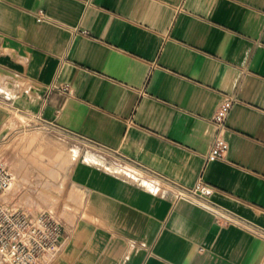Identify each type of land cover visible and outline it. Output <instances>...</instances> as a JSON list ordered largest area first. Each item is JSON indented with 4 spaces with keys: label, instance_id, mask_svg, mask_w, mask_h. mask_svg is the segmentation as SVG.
I'll return each instance as SVG.
<instances>
[{
    "label": "crops",
    "instance_id": "0c3cea01",
    "mask_svg": "<svg viewBox=\"0 0 264 264\" xmlns=\"http://www.w3.org/2000/svg\"><path fill=\"white\" fill-rule=\"evenodd\" d=\"M225 96L228 150L206 162ZM14 115L23 148L76 154L57 190L31 174L0 198L54 206L51 264H264V0H0V142ZM199 180L259 232L177 198Z\"/></svg>",
    "mask_w": 264,
    "mask_h": 264
},
{
    "label": "built area",
    "instance_id": "2783aa9c",
    "mask_svg": "<svg viewBox=\"0 0 264 264\" xmlns=\"http://www.w3.org/2000/svg\"><path fill=\"white\" fill-rule=\"evenodd\" d=\"M43 20V12L40 11L37 21ZM59 89L69 92L67 86ZM233 104L234 99L225 96L213 112L210 123L215 134L205 155L206 162L223 159L227 153L225 136ZM14 180L10 167L0 158V198L11 189ZM211 190L210 185L199 180L192 187L178 188L177 198L206 210L220 227L236 225L259 232L250 223L215 204L210 198ZM64 233V225L54 212L24 208L17 203V196L11 201L0 199V264H51L62 251Z\"/></svg>",
    "mask_w": 264,
    "mask_h": 264
},
{
    "label": "rangeland",
    "instance_id": "374dc122",
    "mask_svg": "<svg viewBox=\"0 0 264 264\" xmlns=\"http://www.w3.org/2000/svg\"><path fill=\"white\" fill-rule=\"evenodd\" d=\"M8 126L10 135L4 141L0 142V158L10 167L15 179L20 178L23 181L30 179L31 174L36 178V183L39 186L44 177L50 179V183H45L46 186L53 185L56 188V182L60 175H67L72 160H75V151L66 144L57 141L56 139H46L40 136L41 139L35 145L23 148L21 142L32 133H36L27 122L19 115L11 116L5 124ZM15 143V144H14ZM36 145H42L43 149H36ZM34 171H30V169ZM14 181L11 185L15 187ZM70 200H74L72 197ZM39 203H50L55 205L54 197H46L39 195L37 197ZM41 210V208L39 207ZM54 206L49 210H53ZM48 210V209H44Z\"/></svg>",
    "mask_w": 264,
    "mask_h": 264
},
{
    "label": "bare ground",
    "instance_id": "6f19581e",
    "mask_svg": "<svg viewBox=\"0 0 264 264\" xmlns=\"http://www.w3.org/2000/svg\"><path fill=\"white\" fill-rule=\"evenodd\" d=\"M30 137V136H29ZM29 140V139H28ZM28 145V144H27Z\"/></svg>",
    "mask_w": 264,
    "mask_h": 264
}]
</instances>
